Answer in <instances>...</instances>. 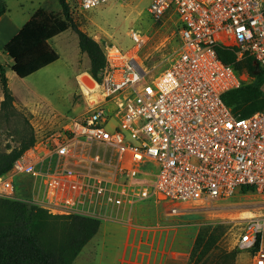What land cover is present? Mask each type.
Here are the masks:
<instances>
[{
    "label": "built area",
    "instance_id": "obj_1",
    "mask_svg": "<svg viewBox=\"0 0 264 264\" xmlns=\"http://www.w3.org/2000/svg\"><path fill=\"white\" fill-rule=\"evenodd\" d=\"M78 1L91 9L110 0ZM148 11L157 22L177 15L179 46L168 67L152 76L136 31L130 48L105 43L102 78H93L102 97L15 160L0 177V198L17 199L16 177L27 174L33 197L23 201L105 220L147 199L179 213L243 187L264 193V108L235 116L223 96L250 77L217 51L252 57L264 74V0H153ZM263 231L264 219L249 218L238 241L256 264H264L262 243L256 248Z\"/></svg>",
    "mask_w": 264,
    "mask_h": 264
},
{
    "label": "rangeland",
    "instance_id": "obj_2",
    "mask_svg": "<svg viewBox=\"0 0 264 264\" xmlns=\"http://www.w3.org/2000/svg\"><path fill=\"white\" fill-rule=\"evenodd\" d=\"M152 2L153 0H110L91 9H83L78 0H70V6L78 27L101 46L112 43L130 48L134 45L130 36L132 30L143 36L145 43L139 56L152 70L154 77L168 67L178 49L179 21L176 14L161 22L154 20L148 11ZM5 3L8 10L5 20H0V44L8 41L16 27L22 26L38 9L51 13L60 20L64 19L57 0H5ZM61 36L50 40L59 59L24 79L18 78L14 83L16 88L11 90L14 96L11 105H2L4 95L0 82V155L19 148L32 137L36 141L43 140L68 120L81 116L86 111V99H91L85 96L77 76L86 71L91 74L90 59L87 54L80 53L75 31L70 29L66 35ZM65 38L68 39L67 42ZM59 40L61 44L58 46ZM73 42L77 43L76 46H73ZM87 78L89 77L86 76L85 79ZM113 123L117 122L113 120ZM15 185L17 199H32V182L27 174L16 177ZM183 207L187 214L182 223L197 224V237L189 264H215L222 252L236 250L239 251L236 264H256L255 252L241 251L238 241L242 227L249 218L264 219V193L238 192L231 198L185 204ZM182 234L183 230L180 229L175 249L182 245ZM210 236H216L217 240L201 256L204 245L212 239ZM200 239L202 245L197 247ZM260 242L264 250V231ZM108 243L113 246V252H120L122 246L119 241Z\"/></svg>",
    "mask_w": 264,
    "mask_h": 264
},
{
    "label": "trees",
    "instance_id": "obj_3",
    "mask_svg": "<svg viewBox=\"0 0 264 264\" xmlns=\"http://www.w3.org/2000/svg\"><path fill=\"white\" fill-rule=\"evenodd\" d=\"M57 1L63 20L39 9L3 48L13 60V71L24 79L55 63L60 56L49 41L72 29L78 35L81 53L90 59V75L100 81L105 67L102 46L78 27L72 16L70 0ZM7 10L5 0H0V17ZM217 51L224 63L233 65L238 74L246 73L250 77L249 82L223 96L235 116L246 117L263 109L264 74L254 58L238 60L236 52L226 47H219ZM0 82L4 95L2 105H11L14 96L3 67H0ZM35 143L36 138L32 137L19 148L0 155V177L10 171L15 160ZM252 191L255 189L250 187L240 190L243 194ZM101 223V220L90 217L52 215L30 202L0 198V264H73L83 247L98 233ZM216 240L215 236L204 245L201 256ZM201 241L197 242V247L202 245ZM259 244L260 239L256 248ZM238 254L237 250L222 252L215 264H236Z\"/></svg>",
    "mask_w": 264,
    "mask_h": 264
},
{
    "label": "crops",
    "instance_id": "obj_4",
    "mask_svg": "<svg viewBox=\"0 0 264 264\" xmlns=\"http://www.w3.org/2000/svg\"><path fill=\"white\" fill-rule=\"evenodd\" d=\"M5 15L1 16L0 20H5ZM33 15L22 26L16 27L15 33L8 41L0 44V60L3 61V63L0 61V67H3L6 71L9 87L13 91L16 88L14 83L20 77L13 71V60L3 52V48L18 34ZM69 30L59 34L55 39L61 35H66ZM76 36H78L77 33ZM65 40L67 42L68 39L65 38ZM49 44L55 49L50 41ZM57 44L58 46L61 44L60 40ZM76 44L73 42V46H76ZM86 76L90 80L89 78L85 79ZM92 78L87 71L77 76L81 86L82 82H85L86 89L93 85ZM82 79L91 82V85ZM86 101L89 105V101L87 99ZM29 178L31 181V176ZM183 206L179 209V213H173L172 205L169 202L161 199H147L132 206L125 205L112 210L111 217L101 220L102 223L98 233L83 247L73 264H189L192 248L197 237V224L192 222L189 224L182 223V221H185L184 216L187 214ZM180 229L183 230L182 245L175 249L174 244L179 237ZM111 241L114 243L119 241L122 246L120 252L112 251L113 246L108 243Z\"/></svg>",
    "mask_w": 264,
    "mask_h": 264
},
{
    "label": "bare ground",
    "instance_id": "obj_5",
    "mask_svg": "<svg viewBox=\"0 0 264 264\" xmlns=\"http://www.w3.org/2000/svg\"><path fill=\"white\" fill-rule=\"evenodd\" d=\"M83 81H86L85 79H82ZM92 81V86H89L88 89H86L84 83L85 82H82V87L84 88V93H85V96L87 97H90L91 101H89L91 104L92 103H95L98 101L99 98L102 97L103 95V91H102V86L101 85H98L94 80L93 78L91 79ZM87 84L91 85V82L89 83L88 81H86ZM93 101V102H92Z\"/></svg>",
    "mask_w": 264,
    "mask_h": 264
}]
</instances>
